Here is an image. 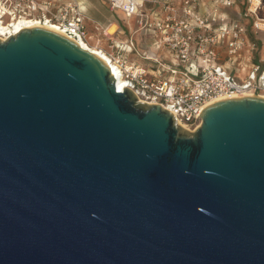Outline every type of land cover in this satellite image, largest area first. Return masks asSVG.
<instances>
[{
    "label": "water",
    "instance_id": "1",
    "mask_svg": "<svg viewBox=\"0 0 264 264\" xmlns=\"http://www.w3.org/2000/svg\"><path fill=\"white\" fill-rule=\"evenodd\" d=\"M0 264H264V97L189 131L58 30L0 39Z\"/></svg>",
    "mask_w": 264,
    "mask_h": 264
},
{
    "label": "built area",
    "instance_id": "2",
    "mask_svg": "<svg viewBox=\"0 0 264 264\" xmlns=\"http://www.w3.org/2000/svg\"><path fill=\"white\" fill-rule=\"evenodd\" d=\"M82 1L0 0V37L1 30L24 20L55 25L89 43ZM106 2L113 21L96 28L107 37L109 51L99 48L108 56L115 85L121 79L138 101L160 105L179 126L198 127L211 101L264 97V16L258 14L264 0Z\"/></svg>",
    "mask_w": 264,
    "mask_h": 264
},
{
    "label": "rangeland",
    "instance_id": "3",
    "mask_svg": "<svg viewBox=\"0 0 264 264\" xmlns=\"http://www.w3.org/2000/svg\"><path fill=\"white\" fill-rule=\"evenodd\" d=\"M86 4L87 3H85V5ZM86 6H85V14H86L87 18L85 20V23H86L85 26L87 28L89 44L96 45L97 47H100L104 50L109 51V48L107 45V43H108L107 37L103 36L100 33V29L96 28V24H98V26L108 25L111 21H113L111 13L108 11V8H106V6H105L100 11H98V13L93 14L92 11L90 9H88ZM258 14L260 16H264V10L259 11ZM118 16H120V15L118 14ZM120 20L122 23H120L119 29L121 32H123L125 30L124 25H123L124 23H123L121 18H120ZM95 21H97V23ZM263 38H264V36H263ZM150 51H151V53H154V52H157L158 49L150 48Z\"/></svg>",
    "mask_w": 264,
    "mask_h": 264
},
{
    "label": "bare ground",
    "instance_id": "4",
    "mask_svg": "<svg viewBox=\"0 0 264 264\" xmlns=\"http://www.w3.org/2000/svg\"><path fill=\"white\" fill-rule=\"evenodd\" d=\"M29 25H39L35 22H30V21H24V20H20L18 21L17 23H14L13 25V28H10V29H7V30H4L1 32L5 34V37H7L8 35L10 34H13L15 32H17L20 28L22 27H25V26H29ZM42 25V24H41ZM43 26H48L50 28H53L55 30H58L59 32L63 33L62 30H60L57 26L55 25H51V24H46V25H43ZM115 28L114 25H109L108 27V31L111 32L113 31ZM5 37H0V39H4ZM76 40V39H75ZM77 43H79L82 47H84L85 49L91 51L93 54H95L97 57H99L104 63H106L108 65L109 63V60H108V56L104 53L103 50H100L99 47H97L96 45H93V44H89L87 43L85 40L83 39H79V40H76ZM112 66V65H111ZM112 72L114 73V69L112 70ZM124 87V82L121 80V79H118L116 78V89L117 91H120L122 88ZM216 101V100H214ZM214 101H211L209 102L208 104L206 105H209L210 103L214 102ZM182 127V125H181ZM184 129H186V127L183 126Z\"/></svg>",
    "mask_w": 264,
    "mask_h": 264
},
{
    "label": "crops",
    "instance_id": "5",
    "mask_svg": "<svg viewBox=\"0 0 264 264\" xmlns=\"http://www.w3.org/2000/svg\"><path fill=\"white\" fill-rule=\"evenodd\" d=\"M82 3H83V6L87 5L86 7L88 9H90L93 14L98 13V11H100L105 6H106V8H108L107 2L105 0H83ZM85 3H87V4L85 5ZM95 22L97 23V21H95Z\"/></svg>",
    "mask_w": 264,
    "mask_h": 264
}]
</instances>
